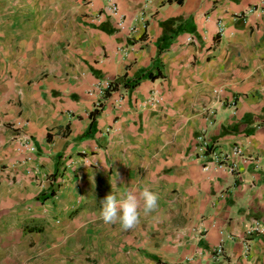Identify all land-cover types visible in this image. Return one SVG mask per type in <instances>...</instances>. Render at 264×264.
<instances>
[{
  "label": "crops",
  "instance_id": "obj_1",
  "mask_svg": "<svg viewBox=\"0 0 264 264\" xmlns=\"http://www.w3.org/2000/svg\"><path fill=\"white\" fill-rule=\"evenodd\" d=\"M111 1L124 30L106 0H0V208L43 195L27 211L50 237L92 232L76 264H264V0ZM202 133L246 160L216 168ZM145 187L158 208L135 229L101 220L108 194Z\"/></svg>",
  "mask_w": 264,
  "mask_h": 264
},
{
  "label": "rangeland",
  "instance_id": "obj_2",
  "mask_svg": "<svg viewBox=\"0 0 264 264\" xmlns=\"http://www.w3.org/2000/svg\"><path fill=\"white\" fill-rule=\"evenodd\" d=\"M44 31L43 28L21 27L13 32L19 39H27L35 32L37 42L38 37L42 38ZM51 33L54 47L57 44L56 37L59 30L53 27ZM9 112V108L0 107V130L12 125ZM1 135L0 133V137ZM1 168L0 183L8 185L12 181L13 174L7 170L6 165H1ZM38 201H45L43 195L30 198L21 204L19 214H15L6 206L0 208V264H76L78 260H84L86 254L91 253L92 250V232L90 231L87 237L79 239L70 233H65V235L54 233L55 235L50 237L45 228L41 226L45 222L35 221V218L32 217L33 213L27 211L31 205ZM31 227L41 228L42 231L30 233L28 229ZM54 228L59 230L61 226ZM90 256L89 254L87 257L90 258Z\"/></svg>",
  "mask_w": 264,
  "mask_h": 264
},
{
  "label": "clouds",
  "instance_id": "obj_3",
  "mask_svg": "<svg viewBox=\"0 0 264 264\" xmlns=\"http://www.w3.org/2000/svg\"><path fill=\"white\" fill-rule=\"evenodd\" d=\"M143 200L141 208L140 200ZM158 194L143 188L138 198L135 189H129L119 195L108 194L99 213L106 225L118 224L123 231L135 229L141 222V215L147 216L158 208Z\"/></svg>",
  "mask_w": 264,
  "mask_h": 264
},
{
  "label": "built area",
  "instance_id": "obj_4",
  "mask_svg": "<svg viewBox=\"0 0 264 264\" xmlns=\"http://www.w3.org/2000/svg\"><path fill=\"white\" fill-rule=\"evenodd\" d=\"M155 1V0H151ZM156 1H169V0H156ZM105 13L110 15L111 17H115L117 19L116 25L119 30L125 29V18L119 13L118 7L111 0H106L105 4ZM129 34L134 33L135 28H128ZM112 90V84L110 82H106L100 88V95L104 96L106 92ZM102 106V100H99L95 104V109L99 110ZM197 142L199 144V153L200 155H209L211 156L214 166L218 169L226 170L229 173H234L237 168V164L235 160H243L245 161V157L243 155V151L238 145L232 146L228 151H223L218 149L216 146L211 145L209 140L206 138L205 134L202 133L197 138ZM27 151L32 152L33 148L28 145L27 141L24 144ZM262 231L259 223L254 221L252 226L247 230L249 234L256 233ZM248 246H245V250H248ZM223 254V244L220 245L216 251L214 252L213 258H220Z\"/></svg>",
  "mask_w": 264,
  "mask_h": 264
},
{
  "label": "trees",
  "instance_id": "obj_5",
  "mask_svg": "<svg viewBox=\"0 0 264 264\" xmlns=\"http://www.w3.org/2000/svg\"><path fill=\"white\" fill-rule=\"evenodd\" d=\"M96 114H97V112H95L93 115L95 116ZM41 231H42L41 228H36V227H31L28 229V232H30V233H33V232L39 233Z\"/></svg>",
  "mask_w": 264,
  "mask_h": 264
}]
</instances>
